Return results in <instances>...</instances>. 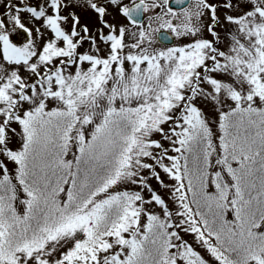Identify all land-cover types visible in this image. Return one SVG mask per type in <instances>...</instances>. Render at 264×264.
Returning a JSON list of instances; mask_svg holds the SVG:
<instances>
[{"label":"rangeland","instance_id":"rangeland-1","mask_svg":"<svg viewBox=\"0 0 264 264\" xmlns=\"http://www.w3.org/2000/svg\"><path fill=\"white\" fill-rule=\"evenodd\" d=\"M134 1L71 0V7H64L65 0H0V13H4L0 16L2 160L21 147L25 126L38 116L72 111L78 118V135L86 138L104 128L111 111L130 113L137 123L115 178L91 199L89 210L39 249L19 250L7 261L0 251V264H127L139 250L151 216L169 238L161 264H222L188 213L178 169L181 143L173 148L171 142L174 137L182 142L188 128L203 123L217 138L219 118L226 107L231 108L228 97L240 95L237 88L243 90L244 79L255 80L254 91L264 95V83L245 73L232 84L214 81L215 91L209 92L200 82L198 66L211 51V42L199 39L208 35L207 25L215 14L209 11V0H191L179 11L170 10L168 0H144V19L132 25L121 12ZM242 3L251 4L252 13L239 7ZM97 5L105 8L104 20L111 31L100 22L102 9ZM73 11L80 17L78 23L61 15ZM230 11L233 19L244 15L238 26L225 22L224 31L231 30L240 38L229 70L240 71L244 64L257 68L264 53L258 59L248 53L250 59L245 60L244 52L245 45L251 46V35H264V0H237ZM161 29L173 35L172 45L157 43L156 33ZM98 30L107 33V42ZM181 36L196 42L187 48ZM177 115L185 116L186 126L166 131ZM7 160L0 170L6 167L12 172L15 160ZM117 194L125 203L117 222L95 244L86 243V230L95 222L90 211L94 203Z\"/></svg>","mask_w":264,"mask_h":264},{"label":"trees","instance_id":"trees-1","mask_svg":"<svg viewBox=\"0 0 264 264\" xmlns=\"http://www.w3.org/2000/svg\"><path fill=\"white\" fill-rule=\"evenodd\" d=\"M77 121L72 111L38 116L25 126L21 147L5 157L15 162L12 172L0 170L4 260L19 250L39 249L89 210L91 199L115 178L137 129L130 113L111 111L104 128L86 138L78 135ZM217 132L213 138L206 124H196L182 140L178 169L188 211L222 264H264V106L230 108ZM2 149L0 164L6 162ZM124 206L120 194L94 203L95 222L85 242L95 244ZM168 239L151 216L127 264H161Z\"/></svg>","mask_w":264,"mask_h":264},{"label":"snow or ice","instance_id":"snow-or-ice-1","mask_svg":"<svg viewBox=\"0 0 264 264\" xmlns=\"http://www.w3.org/2000/svg\"><path fill=\"white\" fill-rule=\"evenodd\" d=\"M209 2L212 4V9L209 11L210 13L215 11V14L211 15L210 21L207 25L209 30L208 35L200 37L199 39L210 41L211 51L208 52L204 63L198 66V71L201 73L200 82L208 86L209 92L215 91L214 81L232 84L233 81L238 80L245 73L247 74V77H252L254 75L257 76L260 81L264 83V61H261L259 66L254 69L251 68L250 65L244 64L240 71L229 70V61L236 55L237 41L240 38L237 37L236 34L231 30L224 31V27L225 22L227 24L238 26L240 16L244 15V13H240L235 19H233V13L230 11V9H232L233 5L237 3V0H209ZM19 7L22 8L23 5L21 4ZM64 7H71V0H65ZM97 7H99V5H97ZM158 7L159 5H157V8ZM239 7L243 8L244 11L249 14L253 11V6L249 3H242L239 5ZM220 10H223V16H220ZM93 11H95V9H93ZM5 12H7V8L5 9ZM3 15L4 13H0V16ZM61 15H63L66 19H71L73 23H78L80 19V17L77 16L74 11L64 12L61 13ZM121 15L123 16L124 13L121 12ZM257 15H259V13H257ZM173 23H175V20H173ZM106 26L109 28V31H111V25ZM84 27L87 29V24H85ZM119 27L122 28L123 24H121ZM49 31L51 32V30ZM98 31H100L101 39L107 42V33L103 30ZM26 36L27 33H25V37ZM180 40L187 48H190L191 45L196 42L195 38L190 41L188 40L187 36H181ZM249 42L251 46L245 45L246 51L244 52V59H250L248 53H251L252 59H258L260 54L264 53V35H261L260 33L253 34L249 37ZM84 63L91 64V61H85ZM144 63H146V61ZM241 63L243 64V62ZM113 64L115 65V62H113ZM205 74L207 75L208 79H205ZM254 85L255 80L244 79L243 90L241 88H237V92L240 93V95L235 98L231 96L228 97V100L231 101V108H235L237 103H241L242 106H247L249 104L253 106H259L260 104H264V95L259 92H255ZM232 86L235 85L233 84ZM220 91L223 92L224 89H220ZM197 107L199 108L200 106L197 105ZM229 110L230 109L227 107L224 109L225 112ZM183 111L186 113L187 108L185 107ZM13 126L15 127V125ZM184 126H186L185 116L177 115L172 118V123L169 128L166 129V131L172 132L174 129ZM171 143L173 144V148H178L181 142L176 141L174 137ZM104 259L107 261V257ZM121 259H123V256H121ZM29 261H31V258H29Z\"/></svg>","mask_w":264,"mask_h":264},{"label":"water","instance_id":"water-1","mask_svg":"<svg viewBox=\"0 0 264 264\" xmlns=\"http://www.w3.org/2000/svg\"><path fill=\"white\" fill-rule=\"evenodd\" d=\"M189 1L190 0H170L168 2V6L170 8L179 9V8L185 7L189 3ZM142 6H143L142 1H139L133 4L132 6H130L126 11V14L129 17V19L135 22L141 21L142 20ZM157 38L160 42H163V43L172 42V35L164 30L158 32Z\"/></svg>","mask_w":264,"mask_h":264}]
</instances>
